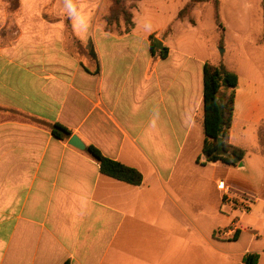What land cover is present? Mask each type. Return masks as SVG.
I'll return each mask as SVG.
<instances>
[{
	"label": "crops",
	"instance_id": "0c3cea01",
	"mask_svg": "<svg viewBox=\"0 0 264 264\" xmlns=\"http://www.w3.org/2000/svg\"><path fill=\"white\" fill-rule=\"evenodd\" d=\"M170 1L137 2L134 29L119 35L106 29L109 0H78L91 22L82 36L62 0H19L15 13L0 0V264H173L181 221L199 230L206 207L232 218L211 228L214 242L242 241L237 216H253L255 199L264 204V155L253 152L264 55L248 73L226 65L239 77L230 144L248 154L240 166L204 165V66L220 61L218 49L205 51L192 15L194 24L178 18L189 0ZM152 37L168 48L165 59L153 56ZM53 124L137 169L143 184L103 175ZM247 229L235 261L256 253L264 264V225Z\"/></svg>",
	"mask_w": 264,
	"mask_h": 264
},
{
	"label": "rangeland",
	"instance_id": "374dc122",
	"mask_svg": "<svg viewBox=\"0 0 264 264\" xmlns=\"http://www.w3.org/2000/svg\"><path fill=\"white\" fill-rule=\"evenodd\" d=\"M160 1L167 8L172 6L170 0ZM218 1L219 16L225 29L222 44H220L221 34L216 23L213 2L199 5L191 14L199 23L205 51L213 53V49L217 45V57L214 59L215 61L220 60L217 64L224 63L229 68L240 70L241 73H248L250 65L259 68L262 63V55H264L262 54L264 50V0ZM226 48L228 50L225 52ZM202 156L204 157L203 153ZM254 196L256 198V195ZM253 206L257 211L253 213V216L243 218L240 217V214L237 216L241 219V221L237 220L238 226L241 229H246L240 243L214 242L212 236L214 230L211 228L216 225V229L224 230L231 226L232 218L214 214L207 207L204 210L203 220L199 221L201 226L199 230L189 229L187 231L189 227H192L193 220H182V230L178 237L182 238L184 242L178 249L174 244L173 264L176 262L178 264H239V261H235L236 254L250 242L251 230H248L247 227L256 224L264 225L263 202L260 199H255Z\"/></svg>",
	"mask_w": 264,
	"mask_h": 264
},
{
	"label": "trees",
	"instance_id": "16d2710c",
	"mask_svg": "<svg viewBox=\"0 0 264 264\" xmlns=\"http://www.w3.org/2000/svg\"><path fill=\"white\" fill-rule=\"evenodd\" d=\"M12 13L20 8L19 0H4ZM111 8L109 15L105 18L106 29L116 32L119 35L130 33L134 27L133 10L137 2L141 0H109ZM213 2L216 23L219 26L222 44L225 29L219 16L218 0H189L179 14V19H190L194 21L191 14L196 6ZM171 28L169 29V32ZM152 54L155 58L165 59L168 55V48L164 51L157 49L155 37L151 38ZM89 54L98 63V57L94 47L89 46ZM99 73V66L94 72ZM239 88V77L235 72L227 68L224 63L213 64L207 62L204 66V134L205 140L202 153L206 159V164L223 163L227 166H240L248 154L249 150L230 144V132L236 118V94ZM52 134L60 140H69L73 133L61 124L51 126ZM223 142L220 143L219 140ZM258 146L253 152H260L264 155V121L257 129ZM87 153L100 165L103 175L112 179L127 183L132 186H141L144 177L140 171L126 166L120 162L113 161L105 157L99 149L94 146L87 147ZM238 232V231H237ZM259 255L247 253L243 256L241 264H258Z\"/></svg>",
	"mask_w": 264,
	"mask_h": 264
},
{
	"label": "clouds",
	"instance_id": "9594fccd",
	"mask_svg": "<svg viewBox=\"0 0 264 264\" xmlns=\"http://www.w3.org/2000/svg\"><path fill=\"white\" fill-rule=\"evenodd\" d=\"M62 5V11L66 13L71 20L73 30L77 35L86 36L91 27L90 17L78 6V0H62ZM144 27L146 30L150 31V22H146Z\"/></svg>",
	"mask_w": 264,
	"mask_h": 264
},
{
	"label": "water",
	"instance_id": "95a60500",
	"mask_svg": "<svg viewBox=\"0 0 264 264\" xmlns=\"http://www.w3.org/2000/svg\"><path fill=\"white\" fill-rule=\"evenodd\" d=\"M155 43H156V46H157V49L161 50V51H164L165 50V47L163 45V42L159 39H155ZM220 143L223 142L222 139L219 140ZM69 144L75 148H77L78 150H81V151H85L87 150V146L86 144L82 141V139L77 136V135H74L71 137L70 141H69Z\"/></svg>",
	"mask_w": 264,
	"mask_h": 264
},
{
	"label": "built area",
	"instance_id": "2783aa9c",
	"mask_svg": "<svg viewBox=\"0 0 264 264\" xmlns=\"http://www.w3.org/2000/svg\"><path fill=\"white\" fill-rule=\"evenodd\" d=\"M219 188L222 189V190H224L225 192H227V188L225 187V183L224 182H221L219 184Z\"/></svg>",
	"mask_w": 264,
	"mask_h": 264
}]
</instances>
